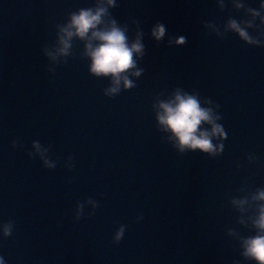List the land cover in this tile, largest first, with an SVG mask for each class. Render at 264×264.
Instances as JSON below:
<instances>
[{
    "label": "water",
    "instance_id": "95a60500",
    "mask_svg": "<svg viewBox=\"0 0 264 264\" xmlns=\"http://www.w3.org/2000/svg\"><path fill=\"white\" fill-rule=\"evenodd\" d=\"M237 2L259 10L264 0H117L110 11L127 24L130 43L138 30L132 21L141 23L145 55L137 67L144 71L129 75L135 88L121 82L110 98L111 77L91 73L84 41L74 38L67 56L57 51V25L95 0H0L4 264H255L241 256L238 235H228H254L253 213L241 216L231 199L264 188V47L234 33L216 36L229 17L260 23ZM157 22L167 28L160 43L151 36ZM205 22L216 25L205 29ZM181 35L186 46H168ZM177 88L197 90L202 107L212 106L204 98L220 105L214 111L227 138L213 143H224L222 155L173 147L156 112ZM8 222L13 235L5 238ZM121 225L125 235L115 244Z\"/></svg>",
    "mask_w": 264,
    "mask_h": 264
},
{
    "label": "clouds",
    "instance_id": "9594fccd",
    "mask_svg": "<svg viewBox=\"0 0 264 264\" xmlns=\"http://www.w3.org/2000/svg\"><path fill=\"white\" fill-rule=\"evenodd\" d=\"M117 0H95V6L81 8L69 15L68 22L57 25V43L60 47L57 49L59 55H69V49L72 47L71 41L79 38L85 42V55L91 59V73L99 77H111V85L104 90V94L110 98L115 97L121 89L123 82L124 89H133L136 84L129 78V75L140 77L143 69L137 67L138 59L145 55V45L143 44L144 32L140 29V21L133 20L132 23L137 26L136 38L130 43L128 36V26H121L113 18L110 9L116 8ZM225 5L221 2V8ZM236 9L247 8L252 17H259L260 23L256 24L254 19L244 18L237 21L229 17L224 25V32L216 30V36L224 39L227 34H236L241 41L249 46L264 47V3H261L259 10L249 7L245 2L235 3ZM215 23L205 22L204 28L215 27ZM258 35H253L252 32ZM167 28L166 25L157 22L151 29V36L157 43L163 41ZM207 34H211L208 32ZM188 43L186 36L170 37L168 46H186ZM44 55L50 59H56V55L47 47L44 48ZM172 99L160 100L158 102V111L156 119L159 126L164 131L172 134L169 137L173 140V147L179 153L199 151L207 154L210 158L222 155L224 152V143L214 144L213 140H222L227 138L223 126L218 123L222 117L214 111L219 109V104H214L209 98H204L203 103L212 105L202 107L200 93L193 90L190 94L181 88H177ZM208 126V127H205ZM13 143V147H16ZM32 147L39 152L41 145L39 142H33ZM33 156L32 153H29ZM44 165L48 169H55L56 165L44 160ZM71 169V168H70ZM251 200L255 206L254 209L245 207ZM88 202H93L88 199ZM231 204L241 216L251 211L253 214L248 216L251 227L250 231L254 235L247 237L239 236L233 229L228 230V235H238L241 249V256L245 261L255 264H264V188H257L250 196L244 198H232ZM99 205L94 202V207ZM94 214V213H93ZM83 216V204H78L76 220L79 221ZM143 219L142 216L137 220ZM248 221L238 218V222L248 227ZM14 225L12 222L3 225V236L9 238L13 235ZM126 227L121 225L114 235V243L119 244L125 235ZM0 264H4L3 257H0ZM238 264V262H236Z\"/></svg>",
    "mask_w": 264,
    "mask_h": 264
}]
</instances>
